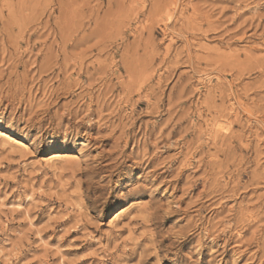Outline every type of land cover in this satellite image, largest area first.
I'll list each match as a JSON object with an SVG mask.
<instances>
[{
    "label": "rangeland",
    "instance_id": "obj_1",
    "mask_svg": "<svg viewBox=\"0 0 264 264\" xmlns=\"http://www.w3.org/2000/svg\"><path fill=\"white\" fill-rule=\"evenodd\" d=\"M0 132V264H264V0H0Z\"/></svg>",
    "mask_w": 264,
    "mask_h": 264
},
{
    "label": "bare ground",
    "instance_id": "obj_2",
    "mask_svg": "<svg viewBox=\"0 0 264 264\" xmlns=\"http://www.w3.org/2000/svg\"><path fill=\"white\" fill-rule=\"evenodd\" d=\"M0 135H1V132H0ZM59 156H60L59 154H54L53 156H51V159L58 158ZM61 157H66V155H61Z\"/></svg>",
    "mask_w": 264,
    "mask_h": 264
}]
</instances>
